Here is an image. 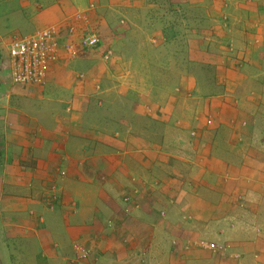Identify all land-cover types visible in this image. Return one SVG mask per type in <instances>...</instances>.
I'll use <instances>...</instances> for the list:
<instances>
[{"label": "crops", "instance_id": "0c3cea01", "mask_svg": "<svg viewBox=\"0 0 264 264\" xmlns=\"http://www.w3.org/2000/svg\"><path fill=\"white\" fill-rule=\"evenodd\" d=\"M92 4L89 24L70 21ZM196 10L206 20L170 44L178 90L155 98L139 70ZM53 25L98 30L102 55L15 86L9 43ZM0 54V264H71L75 243L80 264H264V0H0ZM208 79L218 101L183 105L212 97ZM196 240L230 250H185Z\"/></svg>", "mask_w": 264, "mask_h": 264}, {"label": "built area", "instance_id": "2783aa9c", "mask_svg": "<svg viewBox=\"0 0 264 264\" xmlns=\"http://www.w3.org/2000/svg\"><path fill=\"white\" fill-rule=\"evenodd\" d=\"M93 10H95L94 4L88 11L76 13L70 21L75 24H89V13ZM100 44L101 37L97 33L87 29L79 33L75 25L68 26L65 31L62 25H53L34 35L15 38L8 47L12 82L15 86L20 87L43 86L52 65L62 55L70 60H75L79 57L80 52L96 50ZM114 56L115 52L108 50L103 61L108 63ZM213 123L211 118L207 120L208 125ZM60 176L64 178L66 173L62 171ZM129 200L130 198H125V202ZM192 248L219 253L223 256H226L230 250V247L226 245L214 244L205 240L187 242L185 250H192ZM75 250L77 253L76 262L88 258L89 252L85 248L76 245ZM238 257V255H232L234 259Z\"/></svg>", "mask_w": 264, "mask_h": 264}, {"label": "rangeland", "instance_id": "374dc122", "mask_svg": "<svg viewBox=\"0 0 264 264\" xmlns=\"http://www.w3.org/2000/svg\"><path fill=\"white\" fill-rule=\"evenodd\" d=\"M90 6H89V8H90ZM95 9H96V6H95ZM89 18H91L90 15H89ZM5 22L6 23H4V26L7 27L9 25V23H8V21H5ZM87 30L93 31V32L97 33L98 35L100 34V32L98 30H95L93 28H88ZM2 34H3L2 36H4L5 39L6 38L7 39L12 38V31H2ZM139 40H140V38H139ZM145 40H147V39H145ZM142 41H144V39ZM142 41H140V42H142ZM165 43H166L165 52H166L167 56L163 57L164 63L161 62L162 61L161 59L156 57V58L153 59L152 63H146L145 64L146 68H150L149 70L145 71L143 69V67H142L143 70L142 69L139 70V73L142 76H139L138 80H143L145 82V86H143V89L147 90V88L151 87L153 90L157 89V90L161 91V93L159 91H154V95L153 96L155 98H158L161 95H162V98H164V97H166L168 95V93H171V92L174 93L176 87L178 86V82H180V76L179 75H180L181 72H183V70L185 71V69L183 68L182 64L173 65L171 63V60L173 58L175 59L176 55H175V52H174L175 49H172L170 47L171 46L170 44L175 45V44H178V42L177 41H172L171 43H167V42H165ZM169 49H170V51H169ZM131 50H134V46L133 45H132ZM157 52H158V50H157ZM96 54L97 55H102L101 51H97ZM151 54L152 55H156V48H154V52H151ZM148 60H149V58H148ZM193 67H194V65H193ZM85 72H87V70ZM105 85H110L109 80H108V83L105 82ZM163 85H165V86H163ZM176 90H178V89H176ZM131 97L132 96L129 95L127 99L122 98V99H118V101H115L116 109L122 110V108H124L125 104L130 101ZM195 97L197 99L194 98V96H191L189 98L186 97L187 99L182 98V101H183L182 104L185 105V106H188V105H190V103H198V102H201L204 99V101L208 100L207 102H209L211 105H213L212 103L214 101H218V99L212 98V97L204 98L203 96H199V95H197ZM155 100L157 101V99H155ZM211 105H209V106H211ZM193 135L195 136V134H193ZM123 202L126 203L125 199L123 200ZM72 211L76 212L77 210L74 209ZM162 215H164V213ZM205 241H207V240H205ZM218 242H223V241H218ZM210 243H212V242H210ZM214 244H217V243H214ZM76 245L79 246V247L85 248V250L89 252V256H88L87 259H84L81 262H76V258H75V259L71 260L70 263L71 264H76V263L80 264V263H83L84 261H88L89 257H90V254H91L90 250L88 248H86L85 246H83L82 244H80V243H75V245H74L75 253H76V250H75V246ZM174 245H177L176 241H174Z\"/></svg>", "mask_w": 264, "mask_h": 264}, {"label": "trees", "instance_id": "16d2710c", "mask_svg": "<svg viewBox=\"0 0 264 264\" xmlns=\"http://www.w3.org/2000/svg\"><path fill=\"white\" fill-rule=\"evenodd\" d=\"M190 15L191 16H189L187 12H182L181 14H179L177 16V18H179V19L176 20L175 24H167V23H166L167 25L165 24L168 27L165 26L167 29H165L164 34H165V36L169 37L170 43L172 41H175V39L178 37L179 34H182L179 26H180V24H183V22H185L187 24L188 23L195 24L199 28L200 23H202L206 20V19H201V16L199 15V13L197 14V10L190 13ZM101 47H103L102 38H101V44H100L99 48L101 49ZM99 48L96 50H93V51H99ZM104 48H106V49H104L102 57L105 56V54L107 53L108 50H113L110 47H108L109 48L108 49L107 47L104 46ZM83 52H86V51H82V52H80V54ZM101 53H102V51H101ZM1 58H2V56L0 54V60H1ZM205 82H206V92L211 93L209 95H211L212 98H216L215 96H217V94L215 92L212 93L213 89L216 86L215 80L214 79H208ZM203 91L205 92V90H203ZM206 94H203V95H206ZM212 125H214V124H212ZM258 128H260V132L262 134L261 135V137H262L261 141L264 143V124L262 125L260 123V127H258ZM0 156H1V151H0Z\"/></svg>", "mask_w": 264, "mask_h": 264}]
</instances>
